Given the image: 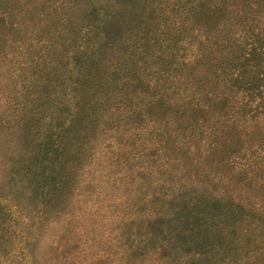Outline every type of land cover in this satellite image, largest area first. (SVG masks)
<instances>
[{
  "label": "rangeland",
  "instance_id": "obj_1",
  "mask_svg": "<svg viewBox=\"0 0 264 264\" xmlns=\"http://www.w3.org/2000/svg\"><path fill=\"white\" fill-rule=\"evenodd\" d=\"M84 2L74 11L76 19H86L98 29L90 38L89 33L84 36L85 49L94 51L106 43L110 30L123 28L122 40L132 39L128 25L117 20L127 18L130 10L138 15L140 0H92L89 9ZM56 19L52 12L31 31L32 36L40 32L43 43L24 41L28 31L17 29L13 36L22 39V48L10 55V44L0 47L3 115L18 101L23 103L19 90L26 86L25 92L51 93L41 100L28 96L30 107L38 110L34 119H44L42 125L57 126L65 118L63 109L73 118L76 83L63 81L71 65L59 59L65 37L59 30L68 24L59 21L51 27ZM89 28L74 29L68 37L79 39ZM154 38L148 33L147 44ZM32 57H38L33 68L23 63L20 70L10 71V65L20 66ZM118 76L122 74L114 71L109 75ZM143 107V114L134 119L126 114L120 121L103 119L96 128L87 127L92 138L80 149V142L70 139H78L81 125L71 121L65 130L71 151L57 153L41 167L35 165L41 162L38 147L46 133L39 134L37 143L28 142L26 150L14 149V136L0 144V206L9 213L3 218L11 240L0 250V264H264L262 225L256 227L248 218L241 225L235 222L236 228L231 224L229 214L250 210L238 203L249 207L252 200L248 188L239 191V176L223 156L225 149L211 148L213 132L220 128L216 112L194 110L188 119L173 124L174 119ZM36 180L45 186L35 185Z\"/></svg>",
  "mask_w": 264,
  "mask_h": 264
},
{
  "label": "trees",
  "instance_id": "obj_2",
  "mask_svg": "<svg viewBox=\"0 0 264 264\" xmlns=\"http://www.w3.org/2000/svg\"><path fill=\"white\" fill-rule=\"evenodd\" d=\"M80 1L0 0V47L10 44V55L22 48V39L13 36L14 30L28 31L24 41L38 44L43 43L40 32L32 36L31 31L40 19L53 12L57 19L51 27L59 21L68 24L59 30L65 34L59 59L64 57L65 65H71L69 75H62L63 81L76 83L74 92L77 89L73 118L68 119L70 111L63 109L65 118L57 126L47 127L49 123L42 125L44 119H34L38 110L30 107L29 98L47 99L51 93L25 92L27 87L22 86L19 91L23 103L18 101L11 113L3 115L0 111V135H4L0 136V144L9 143L14 136V149L20 146L26 150L28 142H36L39 134L46 133L45 139L38 141L41 162L35 166L41 167L57 153L71 151L65 132L71 121L81 125L76 130L81 134L78 139H70L80 142V149L92 138L87 127L96 128L103 119L120 121L126 114L134 119L143 114L145 104L159 111L161 117L174 119L173 124L185 121L194 110V114L216 112L220 128L213 132L211 148L225 149L223 156L235 165L232 172L239 176V191L248 188L252 200L249 207L238 203V207L250 210L229 214L231 224L236 228L235 222L241 225L248 218L264 229V0H140L143 6L137 8L138 15L130 10L127 18L117 20L128 25L126 32L132 39L122 40L123 28L110 30L105 35L107 42L94 51L82 45L84 36L89 33L90 38L98 29L86 19H76L74 11L80 9ZM91 4L92 0L84 2L86 9ZM65 7L67 10H63ZM88 28L79 39L68 37L71 31ZM148 33L156 35L151 45L147 44ZM3 54L7 57V52ZM130 58L137 63H130ZM37 60L32 57L20 66L10 65V71L20 70L23 63L33 68ZM112 71L122 76L113 79L109 77ZM12 90L14 96L19 94L15 87ZM53 166L58 173L59 162ZM33 183L45 186L38 180ZM8 214L0 206V250L11 241L3 218Z\"/></svg>",
  "mask_w": 264,
  "mask_h": 264
}]
</instances>
